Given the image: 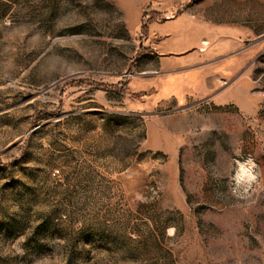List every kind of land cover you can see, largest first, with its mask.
<instances>
[{
	"label": "rangeland",
	"instance_id": "rangeland-1",
	"mask_svg": "<svg viewBox=\"0 0 264 264\" xmlns=\"http://www.w3.org/2000/svg\"><path fill=\"white\" fill-rule=\"evenodd\" d=\"M0 264H264V0H0Z\"/></svg>",
	"mask_w": 264,
	"mask_h": 264
},
{
	"label": "crops",
	"instance_id": "crops-1",
	"mask_svg": "<svg viewBox=\"0 0 264 264\" xmlns=\"http://www.w3.org/2000/svg\"><path fill=\"white\" fill-rule=\"evenodd\" d=\"M209 78V77H208ZM198 76L197 74H195L194 71H190L186 74H184L183 76H168V77H165L163 79L164 83H169V85H173V84H179V86H183V89L179 92V98H181L183 95V91L184 89L186 91H189V90H194L195 87L197 86L199 80H198ZM171 88V87H170ZM170 88H167L166 90H169Z\"/></svg>",
	"mask_w": 264,
	"mask_h": 264
}]
</instances>
